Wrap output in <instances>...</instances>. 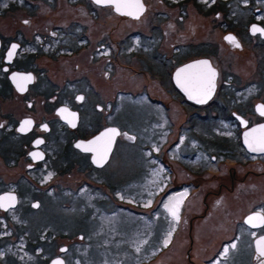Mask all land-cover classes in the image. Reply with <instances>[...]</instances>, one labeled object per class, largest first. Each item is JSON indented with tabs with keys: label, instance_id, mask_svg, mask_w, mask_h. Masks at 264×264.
I'll return each mask as SVG.
<instances>
[{
	"label": "flooded vegetation",
	"instance_id": "flooded-vegetation-1",
	"mask_svg": "<svg viewBox=\"0 0 264 264\" xmlns=\"http://www.w3.org/2000/svg\"><path fill=\"white\" fill-rule=\"evenodd\" d=\"M142 1L145 11L138 19H131L115 13L110 6L96 5L91 0H0V195L15 197V203L9 209L0 208V248H7V252L14 250L12 243L19 242L23 236L34 239L35 245L39 241L36 264H50L56 258L65 260L67 255L77 252L70 242L72 238L62 233L61 239L56 238L51 226L53 219L47 210L57 205L61 209L55 223L59 219L69 221L66 209L70 208L71 201L73 205L77 204L79 213L84 212L86 177L89 174L93 178L90 172L95 167L90 162V155L80 152L74 143L117 127L120 133L116 144L122 134L121 127L116 125L119 111L104 103L119 94L148 97L159 94L179 98L177 105L189 111L183 122H189L192 136L200 133L204 142L221 141L239 147L238 153L232 154L239 161L228 163L225 154L220 162H216L219 173L224 171L228 181L220 182L216 189L240 194L264 188L260 181L251 188L245 185V178H237L238 170L244 171L242 177L249 174L257 177V172L264 177V154H251L242 143L246 129L264 124L260 110L264 106V53L260 54V50L264 52V32H253L254 27L264 29V0H239V3L226 5L214 4L211 0H179L175 2L179 7L175 15L168 10L151 11ZM158 2L163 4L164 0ZM187 18L191 21L186 22ZM189 27L193 31L187 33ZM201 28L214 31L217 36L221 34L222 42L228 47L223 53L228 61L215 63L214 59L225 48L220 50L211 35L201 39L197 34ZM229 36L234 37L235 42L226 39ZM133 43L139 45L134 53L128 51ZM13 45L16 46L14 52ZM249 47L258 52L257 65L252 73L245 74V63L242 62L241 70L230 59L233 53L247 52ZM168 59L173 64L166 69L162 63ZM204 61L207 65L202 63ZM192 62L199 64L190 67L186 76L183 72L182 75L186 86L196 95L206 87L208 67L216 71L212 96L204 104L195 103L194 97L187 99L181 89V76L174 78L175 72ZM157 63H160L158 75H164L163 80L154 74L146 77L141 72ZM132 65L137 70L126 73V69H135ZM163 108L173 109L171 105ZM123 110L124 104L120 107V111ZM25 120H31V125H23ZM22 125L24 131H20ZM34 152L41 157L34 159L31 156ZM71 152L80 160H73ZM187 160L191 163L190 169H173L179 176H188L195 171L193 159L187 157ZM251 167L260 169L256 172ZM153 172L152 176L156 174V178L152 183L157 185L163 178V171ZM196 188L204 190L205 186L197 184ZM87 190L89 194L96 191ZM206 194H216V190L210 189ZM98 203L107 207L109 203L111 208L117 206L112 198ZM163 204L169 211L167 203ZM252 212H260L264 217V206L255 205L243 217ZM46 214V218H37V215ZM207 214L184 216L190 218L189 223L183 219L181 229L173 235L166 229L163 232L165 248L159 253H177L181 245L179 235L187 228L189 237L193 231L200 239L207 238L211 246L200 248L195 254V258L201 257L199 253L210 256L203 264H220L216 259L222 250L228 254L225 260H229L228 264L248 262L249 259L251 264L259 261L254 256L253 240L264 234V224L251 229L242 217L234 221L235 230L223 229L210 239L208 226L203 224L207 219L202 217ZM199 219L203 220L200 222ZM140 220L143 221L140 216L132 220H113L111 226L116 231L109 228L106 239V228L103 230L98 223L94 236L97 235L99 248L93 251L96 257L87 253L92 259L89 263L125 264L134 254L146 251L149 240L146 242L145 239L149 234ZM38 224L46 226V230L37 229L35 225ZM200 228L203 232L198 233ZM38 230L42 231L36 234ZM117 232L132 236L134 241L128 242L132 248H124L127 240L123 245H119L120 240H110ZM192 245L191 239L185 256L188 264H197L192 256ZM247 245L252 252L250 257L243 254Z\"/></svg>",
	"mask_w": 264,
	"mask_h": 264
},
{
	"label": "rangeland",
	"instance_id": "rangeland-1",
	"mask_svg": "<svg viewBox=\"0 0 264 264\" xmlns=\"http://www.w3.org/2000/svg\"><path fill=\"white\" fill-rule=\"evenodd\" d=\"M176 1L179 0H164L163 4H161L158 0H144L149 10H168L173 12L174 15L179 10L178 4H175ZM189 1L198 2V0ZM211 1L220 5H226L231 2L239 3V0ZM187 21H191V18H187ZM192 31L189 27L187 33ZM197 34L201 39H206L211 35L215 38L216 46L218 45V48L221 47L220 50L223 47L225 48L214 59L216 64L219 65L222 60L228 61L225 59L226 56L223 55L228 47L222 42L221 34L217 36L214 31L209 32L207 28H201L200 31H197ZM217 40L219 43H217ZM249 46H252V44H249ZM138 49L139 45L133 43L128 51L134 53ZM257 53L256 50L249 47L247 52L231 53L232 57L230 60L235 63L236 68L241 70L246 66L247 71L244 73L250 74L257 65ZM263 53L260 50V54L263 55ZM154 62L156 63L157 60H154ZM242 62L245 63L244 66H242ZM159 64L157 63L155 66L149 65V69H142L141 72L146 77L149 74H154L155 76H160L163 80L164 75H158L159 67L157 65ZM162 64L166 69H169L173 63L168 59ZM124 66L129 65L124 64ZM132 66L135 69L129 68L125 72L134 73L137 69L134 65ZM151 85L149 83L150 87ZM108 99L104 104H107L106 106L111 105L113 110L119 111L116 125L121 127L122 134L115 144L107 165L92 169L90 174L93 178L89 177V174L86 177V188H84L85 192L83 193L86 202L84 212L81 211L79 213L77 204L73 205L71 201L70 208L66 209L69 221L59 219L55 223L54 220L61 212V209L57 205L47 210L49 217L53 219L51 226L55 229L54 235L56 238L61 239L62 235L72 238L70 242L73 243V249L77 251L74 254L67 255L65 260L63 259L64 264H90L89 261L92 259H89L87 253L89 255L93 254L92 257H96L93 251L99 248L96 243L97 235L94 236L98 223L103 230L104 227L106 228L104 231L106 239V233L110 231L109 228L114 232L116 231V228L111 226L113 220H132L139 216L143 218V221L140 220L139 222H143V226L148 229L149 238L145 239L146 242L149 240L148 249L141 254H134V257H131L125 264H167L168 262L170 264H188L185 251L190 247L191 239L193 241V259L197 260V264H203L210 256L206 257L199 253L201 257L197 256L195 258V254H197L198 249H206L210 246L207 238L200 239L195 236L193 231L192 237H189L188 229L184 228L179 235L181 245L178 252L160 254L159 251L165 248L163 245V232L168 229V233L175 234L181 229L183 219H186V223H189L190 218L187 217L198 215L201 212L208 213L207 217H202L207 219L203 224L208 226L209 232L207 234H210V239L215 238L216 234L221 233L223 229H227V231L235 230L234 221L240 220L246 212L253 210L255 205L264 206V188H255L240 194L235 192L228 193L224 188L216 189L220 182L228 183L226 181L227 176L225 178L224 175L225 172L221 171L219 173L216 162H220L225 154L227 155L225 157L226 162L235 163L239 161L237 157L232 156L233 153H238L239 147L235 143L225 145L221 141L204 142L200 133L192 136L189 122H183L189 111L177 105L178 101H180L179 98L176 99L159 94H153L150 97L119 94L115 98H111L112 102ZM123 104L124 110L120 111V107ZM168 105H171L173 109L163 108ZM105 108L109 110L107 107ZM176 109L179 111L176 112ZM184 153L187 154L188 159H193L196 167L195 171L188 176L185 174L179 176L173 169L178 167L190 169L189 166L191 165L187 157H182ZM70 156L73 160H80L72 152ZM215 158H217L216 161ZM159 161L163 164L160 165ZM192 167L194 169V163ZM159 169L163 171V178L157 185H154L152 182L156 178V174L152 176L153 170L158 171ZM259 169L251 167V170L256 172ZM237 173V178H245L247 182L245 185L251 186V188L256 186L258 181L261 182L260 186L264 185V177L261 176L263 174L257 172V177L254 174L242 177L244 171L238 170ZM176 177L180 179L178 180ZM179 183H181L180 186H178ZM113 184L114 187L110 188ZM197 184L205 186V189L196 188ZM87 188L95 189L96 191L94 194H89ZM210 189L213 191L215 189L216 194H206ZM110 198L117 204L115 208H111L109 203L108 207L99 205V201ZM176 201L179 202L180 209L178 222L173 220L163 204L167 203L168 205V203ZM89 202H92V205H89ZM142 203H145V205H142ZM46 217L47 214L46 216L37 215L38 219ZM201 220L203 219H199L200 222ZM35 226L37 229L46 230V226H43V224ZM39 231L42 230H38L35 233L38 234ZM201 232L203 231L200 228L198 233ZM116 234L118 236L112 235L110 237L112 242L120 240L119 245H123V241L127 240L124 248H132L128 243L134 241L132 236H125L119 232ZM13 238L12 236L11 239ZM61 242L67 243L65 240ZM102 242L106 244L105 240ZM37 243L38 245H35L34 239L23 236L19 242L12 243V248L15 251L7 252V248L1 247L0 264H36L38 259L37 251L40 246L39 241ZM251 253L249 245H247L243 254L250 257ZM220 254H218L216 261H219L220 264H228L229 260L225 262L228 254H224L223 250ZM235 264H251V259L248 262L244 260L242 263Z\"/></svg>",
	"mask_w": 264,
	"mask_h": 264
},
{
	"label": "water",
	"instance_id": "water-1",
	"mask_svg": "<svg viewBox=\"0 0 264 264\" xmlns=\"http://www.w3.org/2000/svg\"><path fill=\"white\" fill-rule=\"evenodd\" d=\"M91 1L93 3H95L96 5H100V6H103V7L110 6V7L113 8V11L115 13H117V14H119L121 16H127L128 18H131V19H138L143 14V12L145 11V5L143 4V1L142 0H140V3L143 5V11L137 13L136 15L122 14V12L126 13L128 11H132L131 9H122V12H118L116 10V7H115L114 4H101V3H97L96 0H91ZM197 64H199V63L198 62L197 63L196 62L188 63V64L182 66V68L179 69L174 74L175 75L174 76L175 80L181 76V78H180V79H182L181 80V84L183 85V87L181 89L184 91V94L186 95L187 99H192V97H194V100L193 101L195 103H197V99L202 95V92H199V93H201L200 95H196L195 93H193L191 91L192 88L186 86L187 83L185 82V77H183L182 72L185 73V72L189 71L190 67H192L193 65L196 66ZM213 71L215 72V77H216V71L214 69H213ZM178 73H179V77L177 75ZM185 76H186V73H185ZM215 77L213 79L214 87H215ZM11 79H15V78L14 77H11ZM214 87H213V89L211 91V95L205 100V102H203V103H197V104H204V103H206L211 98L212 93H213V90H214ZM188 94L191 95V97H189ZM262 128H264V124L257 125V126H254V127H250L248 129H246L243 132V134H242V143H243L244 147L246 148V150L249 153H251V154H254V155L264 154V152H260V151H251L250 148H249L248 143L246 142V137H247L248 141H252L254 138H259L260 136H264V131H261ZM109 129H115L117 131V133H120L119 132V129L117 127H111V128H108V129H105V130L100 131L99 133H97L96 135H94L93 137H91L88 140L76 141L74 143V147L76 149H78L80 152L88 153L90 155V162L96 168L103 167L109 161V157H110V154H111V152L113 150V147H114L116 138H117V136H119V134H118V135H114V136H111V137H105L103 134L105 132H107ZM248 134H251V135L249 136ZM98 138H100V139H98ZM109 140H110V144H109ZM92 141H96V143L95 144H92L91 143ZM78 144L80 145V147H77ZM86 149H88V150H86ZM105 150H107L106 151V156H105L104 159L101 160V156L105 153ZM34 153H37L38 154L37 156L38 157H41V154H39L38 152H34ZM31 156H33V153H31ZM33 158L34 159H37L34 156H33ZM96 161H99V163H97ZM7 196L14 197V195H12V194H2V195H0V198H4V197H7ZM2 203H3V206H0L1 209H9L11 206L14 205L15 200L10 205H9V202L6 201V200L2 201ZM250 216L263 217V214L260 213V212H252L250 214H247L243 218V222L245 223L246 226H248L251 229H256V228H259V227L262 226V224L257 223V226L253 227L252 224L248 223L247 221H248V218ZM261 237H264V234L256 237L253 240V247H254V253H255L254 256L259 258V261H257L256 264H262V261H264V257H260L259 254H258V252H257V249H256V242ZM50 264H63V260L60 259V258H56V259H53L50 262Z\"/></svg>",
	"mask_w": 264,
	"mask_h": 264
},
{
	"label": "snow or ice",
	"instance_id": "snow-or-ice-1",
	"mask_svg": "<svg viewBox=\"0 0 264 264\" xmlns=\"http://www.w3.org/2000/svg\"><path fill=\"white\" fill-rule=\"evenodd\" d=\"M97 3H101V4H114L116 7V10L118 12H122V9H131L132 11H128L126 13L122 12V14H127V15H136L139 12L143 11V5L140 3V0H96ZM138 18V17H137ZM256 31H261L264 32V29H257V28H253V32ZM226 39H228L230 42H235V38L232 36L227 37ZM15 45H13V49L12 52L15 51ZM236 47H239V44H236ZM12 52L9 53V57H11ZM203 64L207 65V61L202 62ZM179 77V73L177 74ZM215 77V72L210 68V66L208 67V77L206 80V87L202 90V95L197 99V103H203L205 102V100L211 95V91L214 87L213 84V79ZM26 79H31V77H27ZM79 99H83V97H79ZM261 115H264V106H261ZM62 112L65 110H61ZM32 121L31 120H25L23 122V125H31ZM23 125L20 128V131H24V127ZM74 126V125H73ZM0 127H2V125H0ZM255 131V130H254ZM261 131H264V128L261 129ZM119 133H117V131L115 129H109L107 132H105L103 135L105 137H111L114 135H118ZM249 136L251 134H248ZM100 139V138H98ZM130 139H132L130 137ZM246 142L249 145V148L251 151H260V152H264V136H260L259 138H254L252 141H248L247 137H246ZM37 143H42V141H37ZM92 144H95L96 141H92ZM109 144H110V140H109ZM77 147H80V145L78 144ZM88 150V149H86ZM106 151L105 153L101 156V160L105 158L106 156ZM37 153H33V156H37ZM97 163H99V161H96ZM8 201L9 205L14 202L15 198L12 196H7L4 198H0V206H3L2 201ZM166 207H168L169 212L173 218V220L175 221H179V215H178V211H179V202H172L170 203V205H166ZM248 223L252 224L253 227L257 226V223L259 224H264V217H254V216H250L248 218ZM169 235H171V233H169ZM232 247L234 248L235 245H232ZM256 249L257 252L259 254L260 257H264V237H261L257 242H256ZM227 251V249L225 250ZM262 264H264V261H262Z\"/></svg>",
	"mask_w": 264,
	"mask_h": 264
},
{
	"label": "trees",
	"instance_id": "trees-1",
	"mask_svg": "<svg viewBox=\"0 0 264 264\" xmlns=\"http://www.w3.org/2000/svg\"><path fill=\"white\" fill-rule=\"evenodd\" d=\"M91 167H92V166H91ZM93 167H94V166H93ZM93 167H92V168H93ZM93 169H95V168H93Z\"/></svg>",
	"mask_w": 264,
	"mask_h": 264
}]
</instances>
